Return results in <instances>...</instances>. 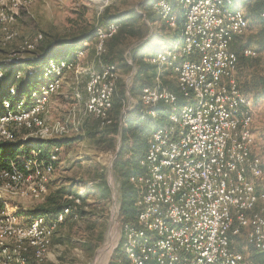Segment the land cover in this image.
Here are the masks:
<instances>
[{"label":"built area","instance_id":"2783aa9c","mask_svg":"<svg viewBox=\"0 0 264 264\" xmlns=\"http://www.w3.org/2000/svg\"><path fill=\"white\" fill-rule=\"evenodd\" d=\"M9 2L0 13L5 42L15 37L11 25L16 9L35 0ZM175 2L155 0L153 10L172 28L183 17L179 51L160 52L148 60L159 69L173 67L179 94L164 85L158 73L152 85L142 88L139 102H130L134 104L131 109H137L143 118L158 119L161 105L169 106V111L166 122L153 130L139 160L141 173L130 177L139 189L136 221L120 223L118 241L112 248L121 245L130 264H264L234 248L244 239L245 246L264 253V161L257 153H264V134L258 136L253 128L252 102L241 89L239 57L231 48L249 28L245 5L250 0ZM261 20L264 22V11ZM119 27L112 22L96 31L98 59ZM42 39L37 34L25 41L23 49L33 53ZM85 52L86 48H78L68 58H49L44 80L14 101L16 87H10L0 113V143L71 137L80 134L89 119L97 120L102 128L114 123L120 68L100 59L99 70L86 69V99L78 122L52 128L43 116L49 99L63 87L65 73L80 72ZM244 55L256 57L258 52L245 48ZM19 59L0 62V79L4 65L20 63ZM127 110L122 111V120ZM22 129L28 133L19 137ZM60 150L54 146L46 160L39 147L18 157L10 168L0 169L3 187L41 199L45 194L44 201ZM83 194L69 197L80 204ZM113 201L116 204L115 192ZM70 212L66 208L48 218L22 215L6 206L0 209V264H41L55 231Z\"/></svg>","mask_w":264,"mask_h":264},{"label":"rangeland","instance_id":"374dc122","mask_svg":"<svg viewBox=\"0 0 264 264\" xmlns=\"http://www.w3.org/2000/svg\"><path fill=\"white\" fill-rule=\"evenodd\" d=\"M154 2L155 0H35L27 7L16 9V20L11 25L15 33L14 39L5 42L0 28V62L20 58V63H23V59L33 55L32 52L23 49L25 41L33 40L39 33L43 35L44 40L68 38L73 33L86 28L87 24L95 25L97 18L107 9L111 13H124L135 9L143 17L142 21H138L136 25L143 27L144 37H129L122 46L124 59L130 66H123L121 61L115 62L120 68L121 75L116 91L121 95L124 90L123 97H125L121 113L124 109H128L124 119H120L121 131L119 129L117 133L113 132L112 127L98 129V134L94 136H85L84 132H81L83 135L81 139L61 147L56 171L48 184L49 193L59 185L80 183L83 191L86 190V201L92 203L90 209H95V215H87L85 220L70 221L59 227L53 236L49 252L41 264H110L115 255L116 250L112 246H115L118 241L120 223L125 221L121 216L120 208L123 172H133L135 167L140 166L139 160L142 157L135 155L132 142L137 138V134L141 135L142 140L147 139V141L143 143L140 153L147 150L149 138L158 126L156 121H144L139 127L141 130H137V134L133 136V133L129 134L126 149L123 150V129L127 128L130 121H135L134 119L139 117L138 110L131 109L134 104L130 102L132 100L135 104L138 103L141 93V89H134L140 85L138 82L135 84V77L134 83L132 79L131 84L129 82L130 93L128 94L127 81L131 76L133 78L139 69V61L149 64L150 57L160 52L170 51V47H174L173 52L178 53L180 47V38L174 35L173 28L154 12ZM9 4V0H0V13ZM178 11L179 5L175 2V13L178 14ZM95 40L94 36L91 41L84 42L80 47L87 49L80 61V72H66L63 87L49 99L43 116L50 127L64 123H77L81 118L83 103L86 99L85 84L88 78L86 69H100V62L94 50ZM137 48L141 56L139 61L133 57V51ZM169 71L167 67L161 68L157 71V75L161 74L162 81L177 84L176 76ZM157 75L149 80L146 79L145 83L153 84ZM77 94L80 95V99ZM258 115V123L261 129H264V104L262 103L259 104ZM143 128L147 131L144 132ZM27 133L25 129L18 131L19 137ZM262 159L264 161V153H262ZM103 184L109 186L108 198L104 203H99L97 197L101 193L96 187ZM113 192H115L116 204L113 201ZM136 193L137 198L139 193ZM0 197L5 200L8 210L28 211L41 204L45 194L41 199L32 195L13 193L3 187L0 179ZM85 238L86 246L83 243ZM239 240L241 243L245 242L244 239ZM253 250L256 249L250 246H245L243 249L244 254L249 258Z\"/></svg>","mask_w":264,"mask_h":264},{"label":"trees","instance_id":"16d2710c","mask_svg":"<svg viewBox=\"0 0 264 264\" xmlns=\"http://www.w3.org/2000/svg\"><path fill=\"white\" fill-rule=\"evenodd\" d=\"M245 8L247 10L248 18L251 20V23H253L254 21L255 24H257L258 20L262 23V26L259 31L260 37L257 44L259 50L264 51V22L261 20V13L264 11V0H250V2L247 5H245ZM142 19L143 17L140 14H138L135 9L125 11L124 13H111L110 10L107 9L103 14H101L97 18V23L95 25L87 24L86 28H83L78 32L73 33L68 38H63V39L50 38L46 40H44L43 38L40 41V44L38 45L36 50L33 52V55L31 57L24 59L23 63H13L10 65H4L5 74L4 77L0 79V98H1L0 113L3 112L2 102L4 99H6L9 96L10 87L12 86L16 87V96L11 97L12 101L22 97L23 95L29 94L31 90L35 89L44 80V67L49 58H55V59L68 58L72 54V52L80 48L84 42L91 41L94 38V36H96V31L100 27H106L112 22L119 23L120 27L118 29V32L106 41V50L99 57V59L102 61V59L104 58V62L107 64H116L115 62L120 63L121 61L123 62L122 63L123 66L125 67L130 66L128 63H126L124 59V48L122 49V46L129 37H140V36L144 37L143 27L140 25L138 26L136 25L137 22L142 21ZM182 28H183V17L180 15L176 27L172 29L176 37L181 38ZM170 49H174V47H170ZM94 50H95V46H94ZM233 51H235L239 57L238 70L243 62H250L254 60V58H256V57L245 56L243 47L235 48ZM133 57L136 61L140 60L141 56L138 48L133 51ZM139 62H140L139 69H137L134 77L132 78V82L134 83V78L136 77L135 84H137L138 82L140 85L136 86L134 89L142 90L143 87L152 85V84H146L145 82L151 79V77L157 75V71L159 70V67L155 64H150V63L146 64V63H142L141 61ZM24 67L26 68L25 70ZM167 69H170L169 72L176 76L173 67L167 66ZM19 72H21L22 74L19 78H17ZM253 80L256 86L253 85L254 86L253 88H251V86H248V89L246 88V91L255 90V92L257 93L256 97H264V70L262 74L254 75ZM162 82L164 85L168 86L171 90L179 94L177 84L168 83L166 80ZM240 86L242 91L245 92V88L242 87L241 83ZM123 92L120 95L116 91L114 97V104H113L114 123L108 127L102 128L97 120L94 119L87 120L85 121L81 131L84 132L83 134H85V136L97 135L98 129H106L110 127H112L113 132L117 133L119 131L120 119L122 120L121 109H122L123 101L125 100V97H123ZM168 111H169V106L161 105L159 107V117L158 119L155 120L149 118H143L138 112L139 117L135 118L134 119L135 121H130L129 124L127 125V128L123 129L122 132L123 135L122 138L124 140L123 150L126 149L125 147L130 133H133L132 136L134 134H137V130L138 129L141 130L139 128L140 125L146 120L156 121L158 125L157 127L163 125L166 122V114L168 113ZM143 131L146 132L147 130L143 128ZM82 137L83 135L80 133L78 135H74L71 137H63L58 139L35 141L32 138L26 140H22L18 138L14 142L0 143V169L10 168L12 162L16 161L17 158L20 156L28 155L34 147L35 148L39 147L42 150L41 153L42 159L45 160L49 159L50 151L54 146L57 147L67 146L81 139ZM146 141L147 139L143 141L141 135L137 134V138H135V140H133L132 142L134 143L133 150L135 155L140 157L144 156L145 154L144 152L146 149L142 153H140L141 152L140 149L142 148L143 143ZM141 171H142L141 167L137 166L134 168L133 172L130 171L123 172V181L121 183L120 208H121V216L125 220L124 222L134 223L136 221L137 207L135 205V202L138 198V197L136 198V194H137L136 192L139 193V191L138 188H136L135 185L130 181V177L133 174L141 173ZM80 187H81L80 183H76V184L72 183L64 186L59 185V187H57L55 190L50 191L46 196L45 200L33 210L24 211L17 209V212L22 215H43L48 218H52L62 213L66 208H69L71 212L65 217L64 221L60 223L59 227L65 225L69 221L78 222L79 220H85L87 218V215L88 216L95 215V209L94 208L90 209L92 203H89L85 199H83L82 202L79 204L76 203L74 199H71L69 197V196L79 197ZM96 189L101 193V195L97 197L99 203L101 202L104 203L105 200L108 198L107 194L109 192V186L107 184L97 185ZM5 206H6L5 200L0 197V209L5 208ZM84 241H85L84 245L86 246V240ZM245 245H246L245 242L242 243L239 242L234 245V248L243 250ZM251 259L254 261H261L264 263V253L253 250ZM110 264H130L129 260L127 259L126 255L123 252L121 245L116 249L115 255Z\"/></svg>","mask_w":264,"mask_h":264},{"label":"crops","instance_id":"0c3cea01","mask_svg":"<svg viewBox=\"0 0 264 264\" xmlns=\"http://www.w3.org/2000/svg\"><path fill=\"white\" fill-rule=\"evenodd\" d=\"M245 11L247 14L246 8H245ZM247 16H248V14H247ZM249 22L251 23L250 19H249ZM261 26H262V23L259 20L257 21V24H255V22L253 21V23H251L249 25L248 30L241 37H238L235 40V42L232 44V47H231L233 50L235 48H238V47H241V48L243 47L244 49L245 48H252L258 52V55L256 56V58H254V60H252L250 62H243L240 65L239 70H238V74H237L242 87L245 88V92L244 91L243 92L251 99L252 109L254 112L253 128H254V130L258 136L264 134V129H261V127L258 123V121H259V119H258L259 118V115H258L259 104L260 103L264 104V97H256L257 93L255 92V90H247L246 91V88L248 89V86H251V88L256 86V84L253 80V76L258 75V74H262V72L264 70V51L259 50V47L257 44L259 37H260L259 31H260ZM257 153L262 155L263 152H261L260 150H257ZM81 192L84 193L83 199L86 200V190L83 191L82 187H80V193ZM85 240H86V238H85ZM83 243H85L84 240H83Z\"/></svg>","mask_w":264,"mask_h":264}]
</instances>
